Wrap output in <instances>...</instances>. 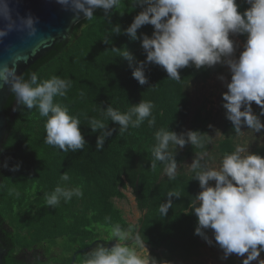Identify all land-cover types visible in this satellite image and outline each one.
I'll return each mask as SVG.
<instances>
[{
	"label": "trees",
	"instance_id": "16d2710c",
	"mask_svg": "<svg viewBox=\"0 0 264 264\" xmlns=\"http://www.w3.org/2000/svg\"><path fill=\"white\" fill-rule=\"evenodd\" d=\"M237 4L241 13L250 7L247 0H237ZM141 10L142 6H133L132 0H121L107 17L103 9H95L91 21L83 18L72 24L68 38L56 42L21 73L26 80L35 73L38 81L52 76L72 81L67 95L56 97L55 102L79 117L81 131L88 141L83 150L63 152L46 144L47 118L39 115L38 108L17 107L15 94L10 92L3 108L8 135L0 151V245L6 250L4 264H70L75 252L72 264H84L86 253L99 240L103 244L110 242V236L104 235H110L117 224L128 231L127 246L134 241L147 246L148 264L186 263L199 256L208 243L195 232L197 217L190 203L201 189L187 167L188 162L193 161L196 153H204L202 162H207L208 156L222 160L226 153L242 144L223 107V93L227 89L220 94V110L215 117L203 103L193 106L189 89L192 84L219 74L222 67L221 64L200 69L188 66L179 70L181 80L174 81L167 78L162 67L147 64L148 83L139 84L132 71L146 59L142 34L151 37L154 27L146 24L138 29L137 40L123 31L112 33V29L116 24L126 29ZM236 36L242 41L247 39L246 34ZM113 48L130 51L134 57L131 66ZM141 100L154 103L155 125L150 127L146 119L140 127H130L120 134L119 125L109 121L108 127L115 131L98 151L95 142L99 132L91 131L89 120L101 119V112L108 105L124 112ZM252 109L260 114V107L252 104ZM260 119L264 122V116ZM214 125L220 134L212 142ZM162 127L177 134L198 130L205 137L203 148L186 143L177 149L175 180H169L163 173V164L158 163L155 170L150 168L154 133ZM250 152L264 156V143L255 144ZM16 165L19 167L14 170ZM63 172L70 176L68 186H82L83 196L73 197L67 203L62 200L56 208L44 206L45 194L60 183ZM9 188L18 191L19 197L9 195ZM127 188L141 213L135 224L126 221L115 204V199H124ZM172 189L181 196L172 197L173 207L162 217L159 205L167 201L166 194ZM206 234L212 241L208 245L221 249L212 230H206ZM92 242L95 244L85 250ZM227 264L236 262L229 260Z\"/></svg>",
	"mask_w": 264,
	"mask_h": 264
},
{
	"label": "clouds",
	"instance_id": "9594fccd",
	"mask_svg": "<svg viewBox=\"0 0 264 264\" xmlns=\"http://www.w3.org/2000/svg\"><path fill=\"white\" fill-rule=\"evenodd\" d=\"M78 20L83 14L91 21L95 9H103L105 17L116 9L121 0H57ZM250 5L241 13L237 0H132L133 6L141 5L142 10L133 18L126 29L114 25L112 33L125 32L132 40L140 39L138 29L146 24L154 27L151 37L142 34L141 46L146 53L145 61L138 62L132 75L144 85L148 83L145 75L147 64L162 67L167 78L180 81V69L194 65L196 69L226 64L231 72L227 91L223 93L226 117L232 122L236 134L247 126L254 132L264 130V0H247ZM9 0H0V19L5 21L0 27V41L13 30H27L29 35L36 33V19L31 15L13 18ZM246 34L247 40L239 57H235L236 45L231 35ZM105 42H109L105 38ZM119 56L134 61L133 54L126 48L116 49ZM220 79H224L223 76ZM8 86L15 94L17 107L38 108L39 115L46 117L44 125L45 143L58 147L63 152L83 150L88 141L81 131L78 116L71 115L67 107L55 102V98L66 96L72 86L70 79L52 76L38 81L33 73L26 80L17 74V65H0V88ZM260 107V114L253 112L252 104ZM155 105L150 100L132 104L127 111L108 105L102 110L101 119L92 118L88 122L96 138V149L102 150L105 141L115 131L108 127L112 121L119 125L123 134L131 128H138L148 119V125H155L152 115ZM243 109V110H242ZM150 118V119H149ZM155 144L151 149L150 168L163 164V173L169 180H175L178 164L175 153L190 143L196 148L205 146V137L198 130L177 134L169 128H160L154 133ZM204 161V153H196L190 164L193 177L198 180L201 191L195 195L190 208L197 217L196 234L203 236L209 244L206 230H212L215 242L223 250L224 258L236 254L243 259L242 264H251L260 259L264 252V156L246 151L237 146L226 153L219 169L209 167ZM7 167V162L4 164ZM16 165L15 169H18ZM192 177V178H193ZM67 172L60 176V183L44 200L46 207L56 208L63 200L83 196L82 186H68ZM215 181V184H210ZM9 195L19 197L14 188L8 189ZM167 201L159 205L158 211L165 217L173 207L172 197H180L175 189L167 192ZM111 236L116 243L108 248L102 243L96 245L85 255L84 264H147L134 248L126 245L128 231L119 224L112 228ZM139 242V237H137ZM142 247L145 244L141 243Z\"/></svg>",
	"mask_w": 264,
	"mask_h": 264
},
{
	"label": "water",
	"instance_id": "95a60500",
	"mask_svg": "<svg viewBox=\"0 0 264 264\" xmlns=\"http://www.w3.org/2000/svg\"><path fill=\"white\" fill-rule=\"evenodd\" d=\"M13 18L31 15L36 19V33L29 35L27 30H13L0 41V65L7 63L17 65V74L21 75L29 65L52 49L59 42L70 35L71 25L84 18L83 14L74 20L73 14L65 10L57 0H9ZM5 21L0 19V27ZM8 86L0 88V151L8 135L7 116L3 111L4 105L10 95ZM15 102L13 104V108ZM103 244L102 241H98ZM95 244L92 242L86 249ZM115 242L104 244L111 248ZM6 250L0 245V264H4L3 257ZM75 252L70 264L75 259Z\"/></svg>",
	"mask_w": 264,
	"mask_h": 264
},
{
	"label": "rangeland",
	"instance_id": "374dc122",
	"mask_svg": "<svg viewBox=\"0 0 264 264\" xmlns=\"http://www.w3.org/2000/svg\"><path fill=\"white\" fill-rule=\"evenodd\" d=\"M231 39L234 40L236 45L235 57L238 58L241 50L244 47L245 41H242L236 35H231ZM222 71L219 74L211 76L205 82H199L192 84L190 86L189 92L190 97L193 102V106L199 105L203 103L207 110L211 113L213 117L218 115L220 108V94L227 89V83L231 80V72L226 64H221ZM223 76L224 79H220ZM256 107H259L253 102ZM263 122V119H261ZM219 129L216 125L213 126V131L211 134V141L214 142L219 136ZM240 144L242 147L246 149V151H250V149L255 144H263L264 143V130L261 132H254L252 129H248L247 127L242 128V132L240 133ZM221 159L217 156L209 157L207 164L209 167L219 169L221 165ZM191 161L188 162L187 167H190ZM125 197L124 199L118 200L115 199V204L122 210L123 216L126 221L135 224L140 217L141 213L136 208L134 197L129 188L124 190ZM110 236V237H109ZM104 237H109L110 242H115L116 240L112 238L110 235H104ZM129 237V234H128ZM128 247L134 248L137 254L144 259L147 264L149 262V251L147 246L142 247L141 243H135V241L129 242ZM247 254H245L246 257ZM245 257L237 256L236 254H231L227 258H224V253L222 249L214 248L205 244V246L201 249V253L199 256L191 259L190 261L183 264H227L229 260H234L236 264H242L243 259ZM260 259H264V255L260 254ZM251 264H258V261H252Z\"/></svg>",
	"mask_w": 264,
	"mask_h": 264
}]
</instances>
